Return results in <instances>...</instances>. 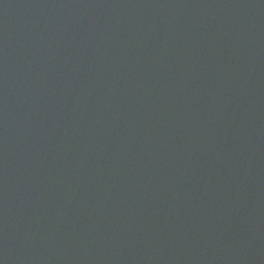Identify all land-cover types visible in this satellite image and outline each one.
<instances>
[{
  "label": "water",
  "instance_id": "1",
  "mask_svg": "<svg viewBox=\"0 0 264 264\" xmlns=\"http://www.w3.org/2000/svg\"><path fill=\"white\" fill-rule=\"evenodd\" d=\"M0 264H264V0H0Z\"/></svg>",
  "mask_w": 264,
  "mask_h": 264
}]
</instances>
